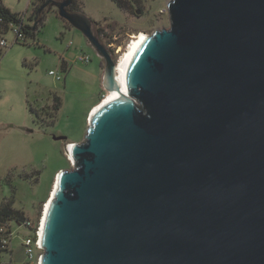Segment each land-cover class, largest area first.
<instances>
[{
  "label": "water",
  "instance_id": "water-1",
  "mask_svg": "<svg viewBox=\"0 0 264 264\" xmlns=\"http://www.w3.org/2000/svg\"><path fill=\"white\" fill-rule=\"evenodd\" d=\"M74 1L38 13L83 35L116 97L57 175L41 264H264V0H168L123 85Z\"/></svg>",
  "mask_w": 264,
  "mask_h": 264
},
{
  "label": "rangeland",
  "instance_id": "rangeland-1",
  "mask_svg": "<svg viewBox=\"0 0 264 264\" xmlns=\"http://www.w3.org/2000/svg\"><path fill=\"white\" fill-rule=\"evenodd\" d=\"M46 1L3 0L26 25L36 26V32L34 39L28 37L21 43L9 31L4 36L8 46L1 49L0 203L13 201V208L33 223L42 216L58 173L72 169L66 146L83 140L90 110L106 95L104 63L83 35L58 17L54 7L48 5L36 14ZM167 1L75 0L73 4L93 22L94 34L117 62L133 36H150L169 28ZM111 44L122 46V52L115 55ZM80 54L88 55L90 62H76ZM50 71L58 72L63 80L57 81ZM56 98L61 103L57 112ZM12 232L15 264H21V241L30 234L16 224Z\"/></svg>",
  "mask_w": 264,
  "mask_h": 264
},
{
  "label": "built area",
  "instance_id": "built-area-1",
  "mask_svg": "<svg viewBox=\"0 0 264 264\" xmlns=\"http://www.w3.org/2000/svg\"><path fill=\"white\" fill-rule=\"evenodd\" d=\"M22 27V25H11L10 31H12L15 35V42L26 43L27 37L24 34ZM128 45L129 44L126 45V48ZM7 46L8 43L4 37L0 38V49L7 48ZM109 48L115 55H119L122 52V46L115 48L111 44L109 45ZM76 62L88 64L90 62V57L85 54H80L77 57ZM49 75L54 77L57 81L63 80V77L58 72L50 71ZM42 221L43 215L35 223L27 218L22 224L0 220V264H15L14 249L12 244V239L14 237L12 225L14 224L23 226L29 231L30 234L23 237L21 241V255L23 258L21 264H41V258L44 252L43 248L41 247Z\"/></svg>",
  "mask_w": 264,
  "mask_h": 264
},
{
  "label": "trees",
  "instance_id": "trees-1",
  "mask_svg": "<svg viewBox=\"0 0 264 264\" xmlns=\"http://www.w3.org/2000/svg\"><path fill=\"white\" fill-rule=\"evenodd\" d=\"M70 11L72 12H78V10L75 9V5L72 4L70 6ZM42 12V11H41ZM36 14H39L38 11H36ZM43 15L41 18L37 16L36 23L42 20ZM11 25L17 26L22 25V30L26 37L33 38L34 39V33L36 32V26L30 27L24 23L23 18L19 14L12 13L8 8H6L3 5V0H0V38L4 37L10 30ZM99 36L101 33V30L98 31ZM2 55V50L0 49V57ZM56 105L54 106V110L57 112L61 106V103L56 98ZM59 102V104H58ZM24 214L21 211H17L13 208V201H2L0 203V220L1 221H7V222H15L17 224H22L25 221Z\"/></svg>",
  "mask_w": 264,
  "mask_h": 264
},
{
  "label": "bare ground",
  "instance_id": "bare-ground-1",
  "mask_svg": "<svg viewBox=\"0 0 264 264\" xmlns=\"http://www.w3.org/2000/svg\"><path fill=\"white\" fill-rule=\"evenodd\" d=\"M147 37L145 34L140 33L137 36H133L131 42L129 43L128 47L126 48V50L120 55L118 61L116 62V77H117V81L123 85L124 81H123V75H124V69L125 66L131 56V54L134 52V50L136 49V47L139 45V43L143 40V38ZM116 97V93H106V95L104 96L103 100L95 105L91 110H90V116L93 115L102 105L112 101L113 99H115ZM71 147L72 144H68L65 148V152L67 154V156H69V158L71 159L70 161H72V157L70 155V151H71ZM53 190H54V186L51 190V195L49 196V200L46 202L45 206H44V211H43V216L44 213L46 212L47 208H48V203L50 201V199L52 198L53 195Z\"/></svg>",
  "mask_w": 264,
  "mask_h": 264
},
{
  "label": "flooded vegetation",
  "instance_id": "flooded-vegetation-1",
  "mask_svg": "<svg viewBox=\"0 0 264 264\" xmlns=\"http://www.w3.org/2000/svg\"><path fill=\"white\" fill-rule=\"evenodd\" d=\"M57 1H60V0H57Z\"/></svg>",
  "mask_w": 264,
  "mask_h": 264
},
{
  "label": "crops",
  "instance_id": "crops-1",
  "mask_svg": "<svg viewBox=\"0 0 264 264\" xmlns=\"http://www.w3.org/2000/svg\"><path fill=\"white\" fill-rule=\"evenodd\" d=\"M100 75H101V73H100Z\"/></svg>",
  "mask_w": 264,
  "mask_h": 264
}]
</instances>
